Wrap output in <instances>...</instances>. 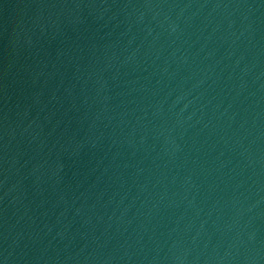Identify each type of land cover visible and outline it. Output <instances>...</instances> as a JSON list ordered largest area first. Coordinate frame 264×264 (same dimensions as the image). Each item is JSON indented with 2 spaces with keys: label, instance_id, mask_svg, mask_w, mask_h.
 Here are the masks:
<instances>
[{
  "label": "water",
  "instance_id": "95a60500",
  "mask_svg": "<svg viewBox=\"0 0 264 264\" xmlns=\"http://www.w3.org/2000/svg\"><path fill=\"white\" fill-rule=\"evenodd\" d=\"M0 264H264V0H0Z\"/></svg>",
  "mask_w": 264,
  "mask_h": 264
}]
</instances>
